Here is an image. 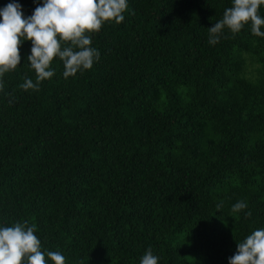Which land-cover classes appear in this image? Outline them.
Segmentation results:
<instances>
[{"label":"trees","instance_id":"1","mask_svg":"<svg viewBox=\"0 0 264 264\" xmlns=\"http://www.w3.org/2000/svg\"><path fill=\"white\" fill-rule=\"evenodd\" d=\"M16 2L25 18L43 4ZM127 4L121 23L85 33L91 69L65 79L56 57L24 90L37 75L24 40L0 77V227L35 224L47 264L48 251L140 264L149 248L158 264H229L264 229V36L249 21L208 42L233 0Z\"/></svg>","mask_w":264,"mask_h":264},{"label":"clouds","instance_id":"2","mask_svg":"<svg viewBox=\"0 0 264 264\" xmlns=\"http://www.w3.org/2000/svg\"><path fill=\"white\" fill-rule=\"evenodd\" d=\"M264 0H233V5L223 13V18L208 28L211 45H216L223 29L227 27L238 33L251 21L253 35L264 36L261 26L264 19L258 15ZM127 0H43L33 14L25 18L22 5L16 0L0 9V77L20 64V45L24 40L32 42L31 54L27 57L36 72V82L25 79L20 85L24 90H39L40 82L54 75L50 64L59 57L64 63V77L75 76L93 67L100 59V52L91 47L92 39L85 33L99 32L105 21L121 23L125 17ZM62 44L64 45L62 48ZM0 90L3 84L0 83ZM12 99L9 103H13ZM221 205H217L220 210ZM247 208L244 201L232 206V212ZM251 211L246 217H251ZM36 225L17 222L14 226L0 227V264H47L41 251V240L34 234ZM55 264H65L60 252L46 253ZM160 258L149 248L140 264H158ZM229 264H264V229H257L238 242L236 253L229 257Z\"/></svg>","mask_w":264,"mask_h":264}]
</instances>
